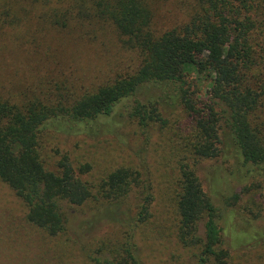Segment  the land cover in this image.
<instances>
[{
	"label": "trees",
	"instance_id": "1",
	"mask_svg": "<svg viewBox=\"0 0 264 264\" xmlns=\"http://www.w3.org/2000/svg\"><path fill=\"white\" fill-rule=\"evenodd\" d=\"M77 1V6L53 11L54 25L65 28L72 21L90 19L111 24L123 45L137 53L139 67L91 92L0 101V182L22 202L27 222L49 236L64 231L62 203L94 204L100 211L92 223L105 220L125 232L121 243L105 251L108 258L92 261L141 264L134 240L150 218L154 201L148 173L117 169L94 188L80 178L90 171L88 165L76 173L63 158L57 171H46L37 153L39 139L43 133L96 137L101 128L111 133L112 124L104 120L113 118L124 102L129 103L126 118L141 132L153 126L162 131L169 124L162 105L180 107L191 118V129L184 141L188 162L180 164L175 193L178 241L185 248H199L196 264H228L216 210L204 196L191 163L213 160L224 151L233 157L239 174L264 179V0H194L189 21L159 35L152 30L148 0ZM191 73L198 85L189 79ZM203 83L205 100L200 95ZM132 195L136 203L129 210L125 202ZM240 198L235 194L229 206ZM203 218L201 238L197 224ZM244 233L251 245L262 241ZM107 246L101 243L102 248Z\"/></svg>",
	"mask_w": 264,
	"mask_h": 264
},
{
	"label": "rangeland",
	"instance_id": "2",
	"mask_svg": "<svg viewBox=\"0 0 264 264\" xmlns=\"http://www.w3.org/2000/svg\"><path fill=\"white\" fill-rule=\"evenodd\" d=\"M79 2L0 0V101L19 103L65 92H91L136 71L137 53L123 45L111 24L90 19L72 21L65 28L54 25V10L62 12ZM148 4L153 12L152 30L158 35L186 24L195 9L194 0H148ZM196 78L191 73L189 79L197 83ZM200 88L201 100H205L206 83ZM128 104L124 102L113 118L104 120L112 124L111 133L104 128L96 137L43 133L37 149L40 161L48 172L57 171L63 158L76 173L88 165L90 171L80 178L94 188L117 169L148 173L154 201L150 218L134 240L141 264H196L199 248H185L178 241L175 204L180 164L188 162L184 141L191 118L180 107L171 106V110L162 105L168 127L161 131L153 126L141 132L124 114ZM191 164L204 196L216 210L228 264H264V179L239 174L233 157L224 151L213 160ZM235 194L241 198L229 206ZM135 203L132 195L125 208L133 210ZM61 209L66 218L64 231L49 236L27 222L22 202L0 182V264H95L93 258L103 259L111 245L123 241L125 229L105 220L91 222L100 211L94 204L62 203ZM204 222L205 218L197 224L201 238ZM245 231L262 241L256 239L251 245ZM102 242L109 246L102 248Z\"/></svg>",
	"mask_w": 264,
	"mask_h": 264
}]
</instances>
